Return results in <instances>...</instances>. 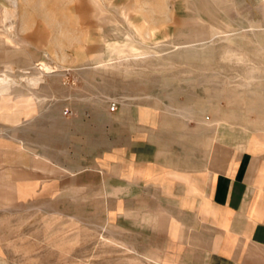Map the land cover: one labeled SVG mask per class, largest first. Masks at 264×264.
I'll use <instances>...</instances> for the list:
<instances>
[{
  "label": "rangeland",
  "instance_id": "374dc122",
  "mask_svg": "<svg viewBox=\"0 0 264 264\" xmlns=\"http://www.w3.org/2000/svg\"><path fill=\"white\" fill-rule=\"evenodd\" d=\"M16 1L0 0V77L34 114L0 118V264H204L171 226V170L264 141V0H226L239 25L189 46L194 17L216 24L194 0H103L132 8L117 32L88 0Z\"/></svg>",
  "mask_w": 264,
  "mask_h": 264
},
{
  "label": "crops",
  "instance_id": "0c3cea01",
  "mask_svg": "<svg viewBox=\"0 0 264 264\" xmlns=\"http://www.w3.org/2000/svg\"><path fill=\"white\" fill-rule=\"evenodd\" d=\"M225 1H189L192 9L208 15L216 24L208 26L201 15L194 17L199 30L179 32L177 35L182 39L176 43L196 42L213 33L234 30L240 22L218 15L226 10ZM88 2L100 25L111 27L114 32L120 29L119 21H130L132 8L126 4L115 6L117 14H113L104 7L103 0ZM11 38L6 41L12 43ZM3 43L0 38V46ZM96 56L101 57L102 53L98 51ZM5 65L11 64L7 61ZM6 79V76L0 77V80ZM9 91L0 96V118L11 122H18L21 115L31 118L34 114L32 98L19 96L14 100ZM239 131H235L236 135ZM248 141L239 154L233 147L234 151L230 149L226 155L214 153L207 163L203 157L200 161L197 157V166L186 164L171 170L173 178L181 180L180 193L173 195L181 197L179 210L183 212L180 219H173L171 226L197 236L196 248L192 249L203 253L204 264H264V141L256 138ZM189 187L196 195L192 199ZM190 213L195 217V224L189 225L185 220ZM161 214L163 218L168 216L165 209Z\"/></svg>",
  "mask_w": 264,
  "mask_h": 264
},
{
  "label": "bare ground",
  "instance_id": "6f19581e",
  "mask_svg": "<svg viewBox=\"0 0 264 264\" xmlns=\"http://www.w3.org/2000/svg\"><path fill=\"white\" fill-rule=\"evenodd\" d=\"M12 1V0H11ZM13 5L14 6H17V1L16 0H13ZM5 9V8H4ZM6 12V11H5ZM8 14V13H7ZM14 14V13H13ZM10 15V14H9ZM14 16V15H13ZM192 43L189 42V43H186V45H191ZM113 46V45H112ZM111 46V48H112ZM115 46H117V44H115ZM185 46V45H184ZM119 47V45H118ZM40 67L39 68H42L44 69V71L48 70L49 69V64L46 63L45 61H41L40 62ZM6 67V72L10 74L11 72V65H5ZM11 77V76H10ZM7 78L6 80H0V96H3L5 93H7L9 90H10V87L14 84V79L11 77V78ZM26 79V82L29 86H37L40 84V82L42 81V73L40 72L39 75H31L29 77H25ZM24 79V80H25ZM12 101V100H11ZM10 113V112H9ZM33 113V112H32ZM9 119V118H8ZM11 119V118H10ZM16 119V118H15ZM18 120V119H17ZM16 120V121H17Z\"/></svg>",
  "mask_w": 264,
  "mask_h": 264
},
{
  "label": "built area",
  "instance_id": "2783aa9c",
  "mask_svg": "<svg viewBox=\"0 0 264 264\" xmlns=\"http://www.w3.org/2000/svg\"><path fill=\"white\" fill-rule=\"evenodd\" d=\"M116 108V103L115 102H111L110 105H109V110L110 111H114Z\"/></svg>",
  "mask_w": 264,
  "mask_h": 264
}]
</instances>
